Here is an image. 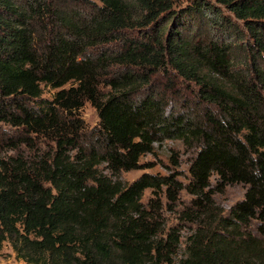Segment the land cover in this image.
<instances>
[{
	"label": "trees",
	"instance_id": "1",
	"mask_svg": "<svg viewBox=\"0 0 264 264\" xmlns=\"http://www.w3.org/2000/svg\"><path fill=\"white\" fill-rule=\"evenodd\" d=\"M167 139L197 150L187 182L122 179ZM6 242L26 264H264V0H0Z\"/></svg>",
	"mask_w": 264,
	"mask_h": 264
},
{
	"label": "rangeland",
	"instance_id": "2",
	"mask_svg": "<svg viewBox=\"0 0 264 264\" xmlns=\"http://www.w3.org/2000/svg\"><path fill=\"white\" fill-rule=\"evenodd\" d=\"M223 12L230 16L233 22L237 23L242 31H244V27L241 25L242 23L236 19V17L228 11L226 8L222 7ZM241 23V24H240ZM228 36L225 39L224 36L221 35L219 29L215 28L214 24H210L207 27V35L206 38L208 40L214 39L216 40H226L227 42H233L235 45L238 44L239 40L238 37L230 38ZM233 39V40H232ZM245 42V40H244ZM239 51L240 48L238 49ZM238 58L241 61H249L250 53L248 50L237 52ZM241 65V64H240ZM241 67V66H239ZM178 81V86L182 90L184 94L190 96L194 94L197 90L198 86L194 83H188L189 86L186 87V83L182 82L180 79ZM45 96L51 97L52 91L50 89H45ZM169 96V95H168ZM85 122L88 125L89 129L94 128L98 124V113L97 110L91 103L86 102L82 111H81ZM196 148L190 145L184 144L179 139H167L162 144L156 145V153L155 154H148L143 157V162H150L151 165L149 168L146 169H132L129 171H123L121 173L122 179L125 182H131L134 179L138 178L144 172H151V173H160L163 175L168 174H176L178 173V179L187 182L189 177V165L192 158L196 155ZM216 178L213 177L212 179V186L216 184ZM246 191V186L240 183H235L232 185H228L224 191L215 193V200L218 205L222 207L225 213H228L232 205H234L237 201L241 200ZM151 194L150 190H147L145 193L144 200H146ZM181 200L177 203V208L180 209L183 207V204L188 203L191 200V196L187 195L186 193L181 194ZM166 214H172L171 212H167ZM0 264H26L23 260L18 259L16 254L14 253L12 247L9 243H5L3 250L0 254Z\"/></svg>",
	"mask_w": 264,
	"mask_h": 264
}]
</instances>
